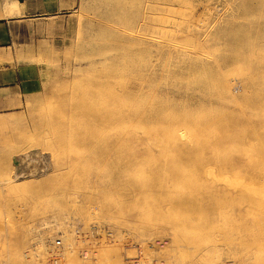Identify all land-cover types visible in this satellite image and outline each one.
<instances>
[{
  "label": "rangeland",
  "instance_id": "1",
  "mask_svg": "<svg viewBox=\"0 0 264 264\" xmlns=\"http://www.w3.org/2000/svg\"><path fill=\"white\" fill-rule=\"evenodd\" d=\"M31 3L57 11L0 25V264H264V0ZM159 166V209L182 185L215 212L165 223L134 197Z\"/></svg>",
  "mask_w": 264,
  "mask_h": 264
},
{
  "label": "bare ground",
  "instance_id": "2",
  "mask_svg": "<svg viewBox=\"0 0 264 264\" xmlns=\"http://www.w3.org/2000/svg\"><path fill=\"white\" fill-rule=\"evenodd\" d=\"M258 2V1H257ZM241 3V2H240ZM241 4H243V3H241ZM234 5V4H233ZM239 5V4H238ZM150 7H151V5H149ZM251 7V6H250ZM241 8V7H240ZM243 8H245V7H243ZM261 8V7H260ZM157 11V10H156ZM235 12H236V10H235ZM259 12V11H258ZM142 13V12H141ZM234 15H236V14H234ZM264 16V15H263ZM144 19H145V17H144ZM143 19V20H144ZM134 21V20H133ZM145 21H147V20H145ZM152 22V21H151ZM89 23V22H88ZM150 25V24H149ZM81 26V25H80ZM243 26V25H242ZM139 29V28H138ZM248 29V28H247ZM154 30V29H153ZM251 31V30H250ZM260 31V30H259ZM103 32V31H102ZM101 32V33H102ZM124 32V35H129V36H126V37H129V39H133V36H131L130 34L131 33H129V32H126V31H123ZM247 32V31H246ZM263 32V31H262ZM261 32V33H262ZM101 33H99V34H101ZM142 33V32H141ZM254 34H257V33H254ZM78 35V34H77ZM123 35V34H122ZM231 35H232V33H231ZM248 35H249V33H248ZM91 36V35H90ZM261 36H262V34H261ZM138 37V36H137ZM141 37V36H140ZM121 38H123V37H121ZM151 38V37H150ZM235 38L236 39H238L239 38V33H237L236 35H235ZM134 40V39H133ZM129 42V41H128ZM243 42V41H242ZM123 45H125V44H123ZM122 45V46H123ZM117 46V45H116ZM262 46H264V45H262ZM137 47V46H136ZM100 48V47H99ZM259 48V47H258ZM116 49V48H115ZM132 49V48H131ZM122 50V49H121ZM141 50V49H140ZM130 51V50H129ZM134 51V50H133ZM240 51V50H239ZM238 51V52H239ZM122 53V52H121ZM246 53V52H245ZM239 54V53H238ZM237 54V55H238ZM100 55V54H99ZM236 55V54H235ZM241 55V54H240ZM244 55V54H243ZM150 56V55H149ZM167 56V55H166ZM246 56V55H245ZM159 60V59H158ZM92 61V60H91ZM93 62V61H92ZM250 63H251V61H250ZM124 64H126V63H124ZM131 64V63H130ZM93 65V64H92ZM131 65H133V64H131ZM145 65H147V64H145ZM154 65V64H153ZM95 66V65H94ZM123 66V65H122ZM125 67H127L126 65H124ZM129 66V65H128ZM130 67H132V66H130ZM134 67V66H133ZM136 67V66H135ZM105 68V67H104ZM122 68V67H121ZM143 68V67H142ZM147 68V67H146ZM261 68V67H260ZM129 69H131V68H129ZM136 69V68H135ZM173 69V68H172ZM259 70V69H258ZM63 71V70H62ZM70 71H72V70H70ZM108 71V70H107ZM129 71V70H128ZM132 71H136V70H133V68H132ZM138 72V71H137ZM133 73V72H132ZM165 73V72H164ZM118 74V73H117ZM136 74V73H135ZM123 75V74H122ZM143 75V74H142ZM128 76V75H127ZM135 76V75H134ZM162 76V75H161ZM130 77H133V75L132 76H130ZM240 78V77H239ZM109 80H110V78H108ZM131 79V78H130ZM148 79V78H147ZM160 79V78H159ZM130 82V81H129ZM240 82V81H239ZM237 83V82H236ZM235 83V84H236ZM126 84V83H125ZM128 85V84H127ZM245 85V84H244ZM149 86H151V85H149ZM127 87V89H128V86H126ZM123 89H126V88H123ZM126 89V90H127ZM147 89V88H146ZM132 90V89H131ZM258 90V89H257ZM128 92H130L129 91V89L127 90ZM126 91V92H127ZM143 91V90H142ZM148 91V90H147ZM101 92V91H100ZM104 92V91H103ZM119 93V92H118ZM139 93V92H138ZM143 93H141V95H142ZM150 94H151V92H150ZM119 95V94H118ZM106 96V95H105ZM104 96V97H105ZM262 96V95H261ZM135 97V96H134ZM152 98V97H151ZM118 99V98H117ZM135 99V98H134ZM138 99H140V98H138ZM153 99V98H152ZM150 100V99H149ZM240 100V99H239ZM158 101V100H157ZM113 102V101H112ZM121 102V101H120ZM155 102V101H154ZM242 102V101H241ZM101 103V102H100ZM122 104V103H121ZM150 104V103H149ZM164 105V104H163ZM122 106V105H121ZM127 106V105H126ZM136 106H137V104H136ZM84 107V106H83ZM98 107V106H97ZM103 107H107L106 105L105 106H103ZM113 107V106H112ZM144 107V106H143ZM142 107V108H143ZM261 107V106H260ZM112 109V108H111ZM126 109V108H125ZM147 109H148V107H147ZM176 109V108H175ZM174 109V110H175ZM101 110H102V108H101ZM99 111L100 113L103 111V113H104V110H105V112H106V114H107V112H110V111H108V110H106V108L104 109V110H102V111ZM150 110V109H149ZM157 110V109H156ZM170 110V109H169ZM141 111V110H140ZM158 111H160V110H158ZM112 112L114 113V114H110V113H108L107 115H109L108 116V118L111 116V115H114V120L110 117L109 119H111V121L113 120V122L117 125V123H118V125L120 124L119 122H121V123H123L124 124V122L126 121V119H125V117L123 116V115H121V117H119L118 119L115 117V115H116V113L112 110ZM125 112L126 111H123V113L125 114ZM135 112V111H134ZM133 112V113H134ZM165 112V111H164ZM102 113V114H103ZM130 113V112H129ZM152 113V112H151ZM255 114V113H254ZM101 115V114H100ZM132 115V114H131ZM150 115V114H149ZM160 115H161V113H160ZM128 116V115H127ZM136 116V115H135ZM157 116V115H156ZM159 116V115H158ZM165 116V115H164ZM104 118L103 117V115L102 116H100V118ZM132 117V116H131ZM130 117V118H131ZM160 117V116H159ZM107 118V117H106ZM128 119H129V116H128ZM139 120V119H138ZM165 120H168V119H165ZM90 121V120H89ZM236 121V120H235ZM112 122V123H113ZM157 122V121H156ZM160 122V121H159ZM158 122V123H159ZM170 122V121H169ZM108 123V122H107ZM113 123V124H114ZM128 123V122H127ZM148 123V122H147ZM154 123V122H153ZM163 123V122H162ZM161 122H160V124H162ZM105 124V123H104ZM134 124V123H133ZM169 124V123H168ZM182 124V123H181ZM185 124V123H184ZM183 124V125H184ZM190 124V123H189ZM96 126V125H95ZM94 126V127H95ZM114 126V125H113ZM113 126H111V127H113ZM115 127V126H114ZM146 127V126H145ZM175 127V126H174ZM242 127V126H241ZM244 127V126H243ZM98 128V127H97ZM153 128V127H152ZM113 129V128H112ZM128 129V128H127ZM145 129V128H144ZM172 130V129H171ZM127 131V130H126ZM146 131V130H145ZM157 131V130H156ZM165 132V131H164ZM175 132V131H174ZM128 133V132H127ZM152 133V132H151ZM155 133V132H154ZM179 133V132H178ZM181 133H182V131H181ZM137 134H138V132H137ZM174 134V133H173ZM210 134V133H209ZM164 135H166V134H164ZM176 135H177V133H176ZM206 135V134H205ZM211 135V134H210ZM125 136V135H124ZM189 136V135H188ZM155 137V136H154ZM149 138V137H148ZM179 138V137H178ZM184 138V137H183ZM198 138V137H197ZM169 138H167V139H164V140H162L161 139V144L163 145V146H161L162 147V149H163V147H164V149L166 148V151H167V147H169V143L167 142V141H169L168 140ZM176 139V138H175ZM175 139H173L174 141H176ZM210 139V138H209ZM243 139V138H242ZM138 140H139V138H138ZM172 140V141H173ZM195 140H196V138H195ZM208 140V139H207ZM206 140V141H207ZM162 141H164L163 143H162ZM185 141V140H184ZM208 141H210V140H208ZM156 142V141H155ZM186 142V141H185ZM184 142V143H185ZM217 142V141H216ZM255 142V141H254ZM160 143V142H159ZM205 143V142H204ZM207 143V142H206ZM127 144V143H126ZM172 144V143H171ZM170 144V145H171ZM203 144V143H202ZM214 144V143H213ZM254 144V143H253ZM149 145V144H148ZM174 145V144H173ZM209 145V144H208ZM244 145V144H243ZM176 146V145H175ZM149 147V146H148ZM176 148V147H175ZM189 148V147H188ZM253 148V147H252ZM161 150V149H160ZM172 150V149H171ZM163 151V150H162ZM175 151V150H174ZM181 151H182V149H181ZM199 151V150H198ZM180 152V151H179ZM164 153V152H163ZM174 153H176V151L174 152ZM178 153V152H177ZM176 153V154H177ZM181 153V152H180ZM183 153H185V152H183ZM214 153H216V151L214 152ZM171 154V153H170ZM178 155H180V154H178ZM219 155V154H218ZM182 156V155H181ZM181 156H179V157H181ZM185 156V155H184ZM200 156V155H199ZM222 156V155H221ZM176 158V157H175ZM205 158V157H204ZM197 159V158H196ZM147 160V159H146ZM153 160V159H152ZM177 160H178V158H177ZM159 161V160H158ZM219 161V160H218ZM141 162H143V161H141ZM172 163V162H171ZM174 163V162H173ZM161 164V163H160ZM166 164V163H165ZM178 163H176V165H177ZM212 164V163H211ZM216 164V163H215ZM162 165V164H161ZM160 165V166H161ZM167 165H168V163H167ZM175 165V164H174ZM200 165H201V163H200ZM228 165V164H227ZM159 166V167H160ZM165 166V165H164ZM205 166V165H204ZM223 166V165H222ZM135 167V166H134ZM133 167V168H134ZM200 167V166H199ZM151 168V167H150ZM156 168V167H155ZM162 167H160L159 169H161ZM171 168H173L172 166H171ZM180 168V167H179ZM178 168V169H179ZM212 168V167H211ZM224 168H225V164H224ZM138 168H136V170H137ZM163 169L164 168H162V171H160V173L159 174H157L158 172H151L153 175L150 177V179L149 180H139L138 182L139 183H137L138 184V186H137V190H138V192L136 193V196H135V194H134V197H136L137 198V200H138V198L140 199V198H144V199H146L147 200V202H148V204L149 205H151L150 203H149V201H148V199H151L152 198V201H153V203L155 202L156 203V205L157 206H155L154 208H155V210H156V208H158L157 210H159V215H160V213H161V216L160 217H162L163 216V221L165 222V223H167L166 221H174V222H177V224H179L180 223V221L182 220V218H183V215L187 212H190V214H191V217H193L192 215H194V216H198L199 218L201 217V215H210V214H212V213H214L215 212V203L213 202L214 200H211L210 201V203H208V205H206V203H203V204H205V205H202V201H201V199H200V196H199V194H198V191H194V192H189L188 193V191H190L189 189H188V191L186 192V191H184V188L182 187V185L181 186H177L176 185V189L174 190L175 191V193H173L172 195H171V197L169 198V202H166V203H168V209H165L166 207H164V209H162V208H160L159 209V205L161 206V204H160V200L159 199H161V197L163 196L162 195V192L163 191H165V192H167L166 190H172L170 187L171 186H173V185H175V184H179V181H178V179H180V178H182V174L181 173H179V170H175V171H173L172 172V175L171 174H168L167 175V177H166V174H165V170H167V169H164V172H163ZM170 169V168H169ZM203 169V168H202ZM201 169V170H202ZM223 169V168H222ZM225 169H227V168H225ZM174 170V169H173ZM188 170V169H187ZM169 171H172L171 169L169 170ZM194 171V170H193ZM215 171V170H214ZM235 171V170H234ZM162 172V173H161ZM167 172H168V170H167ZM192 172V171H191ZM213 172V171H212ZM229 172V171H228ZM236 172V171H235ZM155 173V174H154ZM183 173V172H182ZM190 173V172H189ZM198 173V176L199 175H201L200 174V172L198 171L197 172ZM196 173V174H197ZM150 174V173H149ZM184 174H185V172H184ZM183 174V175H184ZM192 174V173H191ZM190 174V175H191ZM203 174V173H202ZM213 174V173H212ZM243 174V173H242ZM160 175H161V177L163 178V180L161 181V182H159V181H156V178L157 177H160ZM205 175V178H206V173L204 174ZM203 175V176H204ZM209 175H211V172L209 173ZM145 176V175H144ZM195 176H197V175H195ZM213 176V175H212ZM138 177V176H137ZM149 177V176H148ZM210 177V176H209ZM241 177V176H240ZM161 178V179H162ZM203 178V177H202ZM216 178V177H215ZM222 178V177H221ZM198 179H199V177H198ZM204 179V178H203ZM213 179V178H212ZM158 180H159V178H158ZM186 180V179H185ZM209 182H210V180L209 179H207ZM243 180V179H242ZM205 182H206V179H204V183L203 184H205ZM244 182V181H243ZM128 183H130V182H128ZM182 183V182H181ZM185 183V182H184ZM200 183V182H199ZM214 183V182H213ZM213 183H210V184H213ZM218 183V182H217ZM224 184V183H223ZM169 185H171V186H169ZM189 185H190V183H189ZM188 186V185H187ZM191 186H193V185H191ZM194 186H196V185H194ZM206 186V185H205ZM208 186V185H207ZM226 186H227V184H226ZM241 186V185H240ZM186 187V186H185ZM203 187V186H202ZM247 187V186H246ZM215 188V187H214ZM219 188V187H218ZM224 188V187H223ZM252 188V187H251ZM256 188V187H255ZM134 189V188H133ZM193 189H194V187H193ZM205 189V188H204ZM203 189V190H204ZM212 187H211V191H212ZM239 189V188H238ZM135 190V189H134ZM198 190V189H197ZM202 190V193L204 192ZM120 191V190H119ZM149 191V192H148ZM200 191V190H199ZM250 191V190H249ZM255 191V190H254ZM165 192H163V193H165ZM251 192V191H250ZM215 193V192H214ZM223 193V192H222ZM255 193V192H254ZM150 194H152V195H150ZM166 194V193H165ZM205 194V193H204ZM262 193H260V195H261ZM147 195H149L148 197H146ZM168 195V194H167ZM216 195V194H215ZM255 195V194H254ZM206 196V195H205ZM151 197V198H150ZM251 197V196H250ZM256 198H258L259 199V196L257 195V196H255V197H251V198H248V199H252L253 201L256 199ZM237 199V198H236ZM136 200V201H137ZM244 200V199H243ZM247 200V199H246ZM260 200V199H259ZM161 201H162V199H161ZM123 202V201H122ZM163 202V201H162ZM206 202V201H205ZM229 202H231V201H229ZM248 202H250L251 203V201H248ZM159 204V205H158ZM246 204V203H245ZM248 205V204H247ZM152 206V205H151ZM165 206V205H164ZM250 206V205H249ZM94 207V206H93ZM153 207V206H152ZM163 207V206H162ZM170 208H172V209H175V211H172V212H170L171 210H170ZM217 209V208H216ZM151 211V210H150ZM219 211V210H218ZM152 212V211H151ZM223 212V211H222ZM233 212V211H232ZM148 213V212H147ZM146 213V214H147ZM157 213V214H158ZM220 213V212H219ZM152 214V213H151ZM148 215V214H147ZM150 215V214H149ZM148 215V217H150ZM159 215H156V216H159ZM227 215V214H226ZM145 216V215H144ZM152 216V215H151ZM206 217V216H205ZM190 218V217H189ZM188 218V219H189ZM210 218V217H209ZM148 219V218H147ZM153 219V218H152ZM158 219V218H157ZM192 219V218H191ZM190 219V220H191ZM206 219V218H205ZM149 221L151 220V219H148ZM159 220H161V221H159V222H161L162 224H163V221H162V218H160ZM146 222H148V221H146ZM204 223V220L203 221H201V223ZM205 222H206V220H205ZM149 223V222H148ZM151 223V222H150ZM149 223V224H150ZM155 223V222H154ZM157 223H158V221H157ZM181 223H183V222H181ZM208 223V221L205 223V224H207ZM229 223V222H228ZM148 224V225H149ZM159 224V223H158ZM157 224V225H158ZM168 224H169V222H168ZM237 224V223H236ZM242 224V223H241ZM146 226H148L147 225V223L145 224ZM156 225V224H155ZM154 225V226H155ZM156 225V226H157ZM174 224L172 223V225L171 226H173ZM239 225V224H238ZM246 225V224H245ZM145 226V227H146ZM154 226H152V224H151V227H154ZM171 226H170V228H171ZM188 226V225H187ZM191 226V225H190ZM244 226V225H243ZM250 226V225H249ZM248 226V227H249ZM162 227V226H161ZM189 227V226H188ZM157 228V227H156ZM251 228H252V225H251ZM189 229V228H188ZM187 229V230H188ZM190 229H192V227L190 228ZM240 229V228H239ZM254 229V228H253ZM208 230V229H207ZM212 230V229H211ZM245 230V229H244ZM238 232V231H237ZM237 232H236V234H237ZM240 232V231H239ZM245 232V231H244ZM177 233V235H178V233H180V231H177L176 232ZM201 233H202V231H201ZM241 233H243V232H241ZM181 234H183L182 232H181ZM234 234V233H233ZM208 235V234H207ZM179 236H180V234H179ZM183 236H184V234H183ZM202 236V235H201ZM177 238V237H176ZM178 239V238H177ZM185 238L183 237V240H184ZM227 241V240H226ZM236 241V240H235ZM177 242V241H176ZM216 243V242H215ZM198 244H199V242H198ZM210 244V243H209ZM212 244H214V242H212ZM235 244V243H234ZM207 245V244H206ZM229 245V244H228ZM232 245V244H231ZM183 246V245H182ZM190 246V245H189ZM210 249V248H209ZM205 251V250H204Z\"/></svg>",
  "mask_w": 264,
  "mask_h": 264
},
{
  "label": "crops",
  "instance_id": "3",
  "mask_svg": "<svg viewBox=\"0 0 264 264\" xmlns=\"http://www.w3.org/2000/svg\"><path fill=\"white\" fill-rule=\"evenodd\" d=\"M32 0H0V25L9 21H21L32 15L56 12L57 10H42L40 12H34L30 9ZM15 3V4H14ZM19 10V12H16ZM11 19V20H8ZM21 94L20 86H8L0 87V108H3L5 104L17 103ZM3 137V135L1 136ZM2 139V138H1ZM9 154L4 156V164L9 165ZM3 163L2 161L0 162Z\"/></svg>",
  "mask_w": 264,
  "mask_h": 264
},
{
  "label": "built area",
  "instance_id": "4",
  "mask_svg": "<svg viewBox=\"0 0 264 264\" xmlns=\"http://www.w3.org/2000/svg\"><path fill=\"white\" fill-rule=\"evenodd\" d=\"M56 247H59L61 245V239L57 238L55 239L54 243H53ZM59 259L60 257L56 254L54 256V258L52 259V264H59Z\"/></svg>",
  "mask_w": 264,
  "mask_h": 264
},
{
  "label": "water",
  "instance_id": "5",
  "mask_svg": "<svg viewBox=\"0 0 264 264\" xmlns=\"http://www.w3.org/2000/svg\"><path fill=\"white\" fill-rule=\"evenodd\" d=\"M20 1H23V0H20Z\"/></svg>",
  "mask_w": 264,
  "mask_h": 264
}]
</instances>
